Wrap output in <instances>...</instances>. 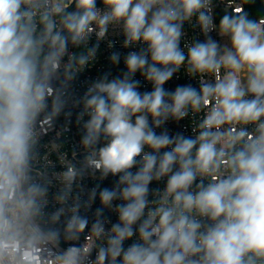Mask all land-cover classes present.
Wrapping results in <instances>:
<instances>
[{
    "label": "clouds",
    "instance_id": "9594fccd",
    "mask_svg": "<svg viewBox=\"0 0 264 264\" xmlns=\"http://www.w3.org/2000/svg\"><path fill=\"white\" fill-rule=\"evenodd\" d=\"M186 22L204 38L181 46ZM110 28L134 49L126 70L72 97ZM182 68L199 87L166 89ZM72 108L81 158L53 193L39 144ZM190 113L195 135L169 131ZM97 172L116 183L84 202L74 187ZM0 264H264V17L236 7L217 23L213 0H0Z\"/></svg>",
    "mask_w": 264,
    "mask_h": 264
},
{
    "label": "built area",
    "instance_id": "2783aa9c",
    "mask_svg": "<svg viewBox=\"0 0 264 264\" xmlns=\"http://www.w3.org/2000/svg\"><path fill=\"white\" fill-rule=\"evenodd\" d=\"M97 3L99 6L100 0H97ZM236 7H243L245 9L244 0H213V13L216 17V22H219L218 20L223 14L232 12V10ZM69 10H72V8ZM194 22L195 21L193 20V23ZM184 30L185 36L182 38L181 46H183L185 42H191L195 39L202 40L204 38L198 27H193L192 24L187 22L184 25ZM211 35L214 39H217L222 46L228 43L227 37L222 38L215 31L212 32ZM109 41L114 42V47H108ZM95 42L96 37L93 35L89 46ZM122 45L123 36L120 34L119 30L110 28L106 39L100 42L94 66L87 67L78 75L77 79L71 83L69 88L70 95L72 97L81 96L86 91L89 84L105 72H110L112 76H116L122 71H125L126 69L123 63V56L128 51L134 49H125ZM69 50L71 52H80L83 50V46L76 48L69 45ZM112 51H116L121 54V61L118 66H113L108 59ZM65 61H67V57H65ZM135 78L141 80V87L139 89L141 92L151 91V84L145 82L139 73L136 74ZM57 83L59 84V81ZM185 84H191L197 88L199 87L198 80L185 76L184 69L182 68L179 73L174 75L171 81L166 83L165 88L174 91L178 85ZM72 111L73 116L69 118L71 121L70 123L61 117L58 124L55 125V131L44 126L43 131L47 132V135L42 136L39 144L40 156L37 162V170L46 171L48 173L49 178L52 180L51 191L53 193L56 192L59 187L56 178L57 171L62 168L67 161H78L81 158L82 150L79 147L80 133L74 123L75 113L78 112L79 109L72 108ZM201 115L202 114H196L193 116L190 113L189 117L186 118V121H181L179 123L170 121L167 127L173 134L182 132L186 135H195V133L192 132V128L195 127V124ZM157 131H159V129ZM116 180L117 177H113L111 175H109L106 179L101 180L98 172L95 176L86 175L83 180L79 182V187H74V193H79L81 200L86 202L91 189L97 184L100 185V188H112L116 183ZM157 187L162 188L163 183L158 184L157 182H153L150 185V188L152 189H156ZM116 203H119V201ZM100 206L99 197L97 196L95 202L91 205V208H81V214L88 217L89 225L88 228L85 229V233L81 236L80 243H84L85 236L90 235L89 230L95 218V210ZM105 216L110 219L111 223H116L118 221V216L112 210L105 209ZM107 227L110 228L111 224L107 225ZM93 242L98 245L102 241L93 238ZM92 259H95V252H93Z\"/></svg>",
    "mask_w": 264,
    "mask_h": 264
},
{
    "label": "trees",
    "instance_id": "16d2710c",
    "mask_svg": "<svg viewBox=\"0 0 264 264\" xmlns=\"http://www.w3.org/2000/svg\"><path fill=\"white\" fill-rule=\"evenodd\" d=\"M244 2L245 11L251 18L256 19L264 16V0H244Z\"/></svg>",
    "mask_w": 264,
    "mask_h": 264
}]
</instances>
